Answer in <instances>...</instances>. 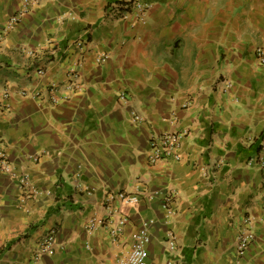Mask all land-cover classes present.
<instances>
[{
	"label": "crops",
	"instance_id": "0c3cea01",
	"mask_svg": "<svg viewBox=\"0 0 264 264\" xmlns=\"http://www.w3.org/2000/svg\"><path fill=\"white\" fill-rule=\"evenodd\" d=\"M130 1L42 0L0 41V147L50 192L24 206L16 180L0 176V264H117L149 220V264H264V172L248 165L264 148V0H139L146 24L109 13ZM22 5L0 0V28ZM79 61L84 92L57 105L20 96L66 83ZM185 130L180 161L149 162L151 137ZM165 189L177 192L170 219ZM121 191L157 197L123 208L116 241L107 225L87 233ZM249 216L255 237L239 259ZM53 230L58 252L38 257Z\"/></svg>",
	"mask_w": 264,
	"mask_h": 264
},
{
	"label": "built area",
	"instance_id": "2783aa9c",
	"mask_svg": "<svg viewBox=\"0 0 264 264\" xmlns=\"http://www.w3.org/2000/svg\"><path fill=\"white\" fill-rule=\"evenodd\" d=\"M42 0H23V7L15 14L9 17L6 24L0 28V41L7 35L17 29L22 20L29 16L33 10L41 4ZM150 4L143 3L139 0H132L129 3H117L110 7L109 13L118 16L121 20H127L130 17L136 18L137 23L146 24L149 15ZM83 41H78L77 46L83 48ZM30 53V52H29ZM255 56L264 66V47L257 48ZM109 60V55L101 54L97 62L99 64L106 63ZM82 61L70 69L67 73L68 81L62 85L52 84L46 90H25L20 93L22 98L36 99L42 102H49L52 105H57L63 101H67L74 93H82L85 90L82 82L80 69L82 68ZM44 69H39L37 74L43 76ZM230 87V84H228ZM5 97L9 98L10 93L6 92ZM126 101V98L121 97ZM9 106L0 107V111L8 110ZM141 117L134 116L135 122H141ZM188 135V131L181 132H165L160 135L153 136L148 141V159L151 164H156L163 161H180L181 160V142ZM214 165L212 169L219 167ZM249 166H256L260 171L264 172V148L253 158L248 160ZM204 176L208 175V171L203 172ZM11 176L16 180V186L21 193L22 204L26 206L28 202L38 200L43 196L49 195L50 192L35 185L28 173H18L14 163L11 162L10 157L6 151L0 147V176ZM76 191L79 193H87L92 195V192L85 188V185L78 183ZM162 196L161 206L166 213L167 219L174 215L173 205L177 198V192L174 189H165L161 192ZM157 193L137 191L136 193L109 192L104 198V208L106 210L108 219L99 220L97 218L91 219L86 225V231L93 234L99 227L108 226L111 238L116 241L124 232L129 217L123 212V208H131L139 205L142 201L151 202L155 200ZM118 203V206L116 205ZM117 206V207H116ZM154 221L149 220L143 223L142 229L138 231L133 237V246L128 256L119 261L117 264H149V245L151 243V236L149 234L150 226ZM255 223L252 217H247L244 220L243 227L237 238V255L241 259L248 248L252 244L255 237ZM57 230H53L40 243L38 249V257L47 255L53 256L58 252L57 246ZM169 246L175 247V237L170 236Z\"/></svg>",
	"mask_w": 264,
	"mask_h": 264
}]
</instances>
